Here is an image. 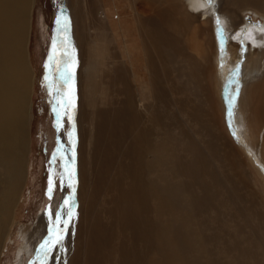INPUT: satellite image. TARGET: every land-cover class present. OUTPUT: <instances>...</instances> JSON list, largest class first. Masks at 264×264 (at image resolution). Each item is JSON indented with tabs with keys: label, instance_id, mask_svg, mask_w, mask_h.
<instances>
[{
	"label": "bare ground",
	"instance_id": "6f19581e",
	"mask_svg": "<svg viewBox=\"0 0 264 264\" xmlns=\"http://www.w3.org/2000/svg\"><path fill=\"white\" fill-rule=\"evenodd\" d=\"M134 1L138 4H135L137 8H140L131 20H134L132 26L139 37L138 45L142 50V53L139 51V59L142 61L139 68L129 62L134 83L133 88L131 79L126 84L127 109H124L123 115V109H116L117 94L107 99V107L95 110L99 91L96 65L100 62L91 58L90 48L88 58L85 59V75H80L78 70L81 65L80 43L83 32L79 0H53L57 14L62 6L72 21V39H68V51H74L73 80L75 97L79 99L75 102L76 117L72 121L77 164L75 172L77 169L78 174L73 200L76 217L65 233V251L60 256L61 264H67L69 259V264H209L208 259H204L209 251L203 243V236L214 215L206 220L201 215L210 213L212 202L216 204L218 216L225 214L228 209L224 205L220 180L215 189L209 184V177L218 174L211 168L210 159L203 150L204 145L218 150L219 144L205 142L204 137L212 134L219 140L225 126L232 140L231 145L235 146L227 153L234 170L243 175L247 182L251 177L252 182L264 192V23L256 26L254 22L250 25L242 19L239 21L237 13L228 14L221 10L218 0H212L211 4L205 0H167L166 3H155V0ZM236 1H240L241 7L250 4L253 11L259 13L260 10L264 15V0L227 2L234 6ZM260 3L262 8L257 7ZM32 4L33 0H0V248L5 246L15 224L10 218V212L24 175L28 172V90L31 93L33 72L27 60V42ZM130 4L133 9L132 0ZM217 18L223 30V51L221 37L217 34ZM243 23L250 25L247 30L239 26ZM169 35L174 37L177 45L181 44L179 40L183 41L184 58L189 64L181 62L176 67L178 79L183 75L198 73L206 81L204 86L202 81L198 82V86L206 90L204 96L207 101L220 110L221 116L218 117L221 120L217 118L221 121L218 133L208 129V118L201 119L207 131L205 136L199 129L189 128L188 119L179 125L178 115L183 118L185 107L191 105V88L189 81L181 84L173 82L164 90L166 86H163L165 81L162 80V72L168 79L171 78V65L178 63L174 62L173 54L166 49L172 44ZM59 36L62 39L63 33L60 32ZM103 36L104 30L101 33ZM99 48L102 53L104 44ZM92 51L96 53L98 50L94 48ZM56 80L59 83L58 72ZM110 83L113 86L114 80ZM65 86V83L60 84L62 90ZM175 88L186 96L183 104L178 102L177 97L172 99L171 90ZM187 88H190L188 94ZM164 91L168 93L166 98ZM173 105L181 110L180 113H164V109L172 108ZM87 106L90 113L96 111L97 119L94 123L91 118L89 124L84 120ZM54 117L56 120V115ZM65 118L59 128L58 141L59 149L65 157L63 164L65 161L70 164L73 145L69 153L64 142ZM83 121L86 125H82ZM106 129L110 131L107 139L104 138L107 136ZM101 138L106 141L104 152L107 159L104 161H111L116 169V177L111 186L104 182L105 172L99 167L104 153L101 151ZM90 152L93 162H90ZM217 153L220 154L219 151ZM223 158V153L218 155L220 172L223 170ZM247 172L250 174L249 179L244 177ZM66 185L67 180L64 189ZM102 192L109 197L102 196ZM62 196L68 197L65 194ZM102 209L109 216V221L101 217L99 210ZM59 211L63 215L67 210ZM36 221L34 225L22 224L18 232L22 241L16 252L17 260L14 258L15 264H23L20 254L24 248L34 250L35 253L42 237L47 234L48 217L41 214ZM197 224L200 226L196 228ZM223 226L224 241L233 238L234 245L230 247L236 250L232 254L229 249L224 251V264H242L243 254H248L250 248L244 249L241 245L247 241L236 232L232 234L227 225ZM81 254L82 262L79 261ZM52 258L55 260V255Z\"/></svg>",
	"mask_w": 264,
	"mask_h": 264
},
{
	"label": "rangeland",
	"instance_id": "374dc122",
	"mask_svg": "<svg viewBox=\"0 0 264 264\" xmlns=\"http://www.w3.org/2000/svg\"><path fill=\"white\" fill-rule=\"evenodd\" d=\"M166 1L167 0H159V1L155 0V3H164V2L166 3ZM227 1L228 0H218L220 9L227 12L228 14L237 13L238 15L237 19L240 18L239 21L242 19V21H245L250 25L253 24L254 22L256 26L257 25L260 26L264 23V15L261 14L260 10L259 13L253 11L252 5L243 3L244 7H241L240 1H236L233 4L236 8L234 9V6H230ZM130 2L131 0H79L78 6L80 7V19H82L83 21L81 25L83 32L80 43L81 65L78 68V70L80 71V75L84 76L86 73L87 60L85 61V59L88 58L87 56L89 55L88 53L89 48L91 52L90 56H92L91 58H95L97 61L100 62L98 63V65H96L97 66L96 68L98 70L97 71L98 73H96L97 88L99 89V91L96 98L95 110H97L99 107L102 106L107 107V105H105V103H107V99L111 98L113 94H117L118 103L116 109L118 107L119 110L123 109L121 113L124 115L125 110L127 109V105H126L127 95H125V91H127L126 84L131 79L132 88H133V83H134L131 75V66L129 62L135 64L138 68L141 66L142 59H139L140 58L139 51L142 53V50L140 45H138L139 37L137 31L132 26L134 20H131L133 18V14L136 12L137 9L139 10L140 7L137 8L138 4L134 3L135 1L132 0L134 6V8L132 9V4H130ZM257 7L262 8V4L260 3ZM55 10L56 8L53 0H33V4L29 12L30 30H29L28 42H27V55H28L27 60L29 61L31 70L33 72V81H32L31 93L28 90V98H30V103H29L30 111L27 120L28 172H26L24 175V179H23L24 184L23 183L21 184L20 189L18 190V196L16 202L12 207V211L10 212V218L11 220L14 221L15 224L12 227L7 237V240L5 241V246L0 248V264H15L17 260L16 252L19 246L21 245V241H22L20 235H18L19 234L18 232L21 229L22 224L28 225L32 223V225H34L37 222L36 220L38 219L39 215L42 214V216L47 217L46 212L49 209L51 210L54 218L55 212L61 210L60 205L64 198L62 195L65 194L66 196H69L72 193V189L69 188L68 185H66L65 189L63 188L64 183L66 184V180L65 182H63V184L61 183L60 180V174L62 172V164H63V160L60 159V155H56L55 161L52 162L54 153H56L57 149L59 148V141H58L59 130L56 127V120L54 117L55 113L53 112V107L55 106V100L53 96L49 95L48 82L45 81V76L48 75L51 80L57 82L56 80L57 65L53 64L51 69L49 70L45 68V64L48 63V57L51 51L54 37H56L57 44L59 46L58 51L63 52L64 50L60 42L63 40V38L61 39L60 36L57 34V25L55 23L57 10L56 11ZM256 10L258 11V9ZM68 19H69V29L67 35H68V39H70L71 41L72 21L69 17ZM243 24L239 26L246 30L250 26L249 24H244V25ZM103 30H104V36L101 37V33ZM158 31H161V29L157 30V34ZM169 36H171V38L168 37V39L172 41V44L170 43L166 49L167 51H169V53H171V55L173 54L172 56L174 58V62H178V63L177 64L174 63V65H171L173 66L171 68L172 74H170V77L172 79L171 78L168 79L167 75L164 74V72H162L163 73L162 77H164V79L162 80L167 82V83L163 82V86H166L164 90L166 91L169 86H171L176 82H178V84L179 83L181 84V82H188V81L190 83V88H191V91L190 88H187L186 90L187 94L190 91L189 99L191 100V105L188 104L185 107V109L183 108L184 109L183 118H181L180 115H178L180 119L179 125L181 126L186 121L185 119H188L189 122L188 127L192 129L197 128L204 135L205 133H207V131L206 128L201 124L202 122L201 119H206V120L209 119L208 129L211 128V130H214L215 132L218 133L219 132L218 129L220 128L219 124H221L220 123L221 121H219L221 120L219 119V117L221 116L220 110L217 108V106L214 108L212 104H210L207 101V98L204 96L206 94V90L204 88H201V86H198V82L202 81L201 83L204 86V83H206V81L204 82V80H202L203 77H200L202 75L198 73L196 74L198 79H196L197 77L195 73L187 74L188 76L183 75L180 79H178L179 77L176 72L177 70L176 67H178L181 64V62H183L184 64L187 63L184 58L185 52H183L184 51L183 48H185V46L182 45L183 41L181 40H179L181 44L179 43L177 45V43L174 42V37H172V35ZM101 44H104L105 46V49L102 53L100 52V48H99L101 47ZM127 47L128 49H126ZM94 48L98 50L96 53L92 51V49ZM178 57L180 58V60ZM64 58L67 59L66 57ZM187 65L189 64L187 63ZM68 66L70 67L71 64L69 63ZM147 69L149 72L150 69L149 68ZM72 77L74 79V72L72 73ZM118 79L119 82L117 81ZM113 80H114V85L112 86L111 85L112 83L110 82H112ZM116 81H117V85L115 84ZM106 82L108 83V85ZM67 88H68V84H66L64 90H66ZM116 88L120 91H118ZM174 90L176 91L177 94L174 93L175 92ZM171 92L173 94L172 99L177 97L178 102L183 104L186 96L180 92H177L176 88L172 89ZM167 94L168 93L165 92L164 93L165 97L164 96L163 97L166 98ZM180 98L183 100L180 101ZM76 99L77 101H79V99L75 97V102ZM204 101L207 102L204 103ZM207 106L210 107L207 108ZM170 111L172 112L178 111V113H180L181 110L178 107H175V105H173L172 108L164 109V113L166 114H168ZM95 113L96 111L90 113V109L87 106L85 109L84 120H87L89 124L91 118L94 123V121H96L97 119ZM190 114L193 116H190ZM214 116L216 117V119ZM73 117L74 118L76 117V109H74ZM82 125H86L85 121H83ZM85 128L87 129V127ZM64 129H65L64 135L66 136L64 142L68 149V152L70 153L71 143L69 142L68 133L70 131H73L74 129H73V123H69L67 117L65 118ZM263 130H264V126L262 128V131ZM105 132L107 136L104 137L105 136L104 134H103L104 136L103 135L102 136L107 139L108 136H110V133H108L110 131L109 130L107 131L106 129ZM229 133L232 136L230 131ZM220 139L217 140L215 136L214 137L212 136V134L211 136L204 137L205 142L210 141L215 145L219 144L218 150H214L208 145H204V144L202 145H204L203 150H205L204 152L207 154L208 158L210 159L211 168L213 170L215 169L214 170L215 173L218 174L214 176L212 175L211 176L212 178L209 177L208 179L210 181L209 184L212 186V189L213 188L215 189L218 179L220 180V182L222 183L220 186V190L224 195L223 196L224 205H226L228 210L225 214L218 216V212L216 211L215 208L216 204L212 202L213 206L211 207V211H210L211 214L202 213L201 215V218L204 220H206L210 215L212 214L214 215L212 216L213 218L210 219V223L208 224L209 229H205L206 235L203 236L204 239L203 241H205L203 243L209 251V253L205 255L206 257L204 259H208L209 264H224V260L226 259V255L224 256V251L226 249H229V251L231 252L230 254L236 252L234 248H231L234 245L233 238H229L226 241H224V232L222 228L224 229L223 225L225 224V226L227 225L226 227L230 229L232 234L233 232L234 233L236 232L240 234L241 237H243L242 239L247 241V243H245L244 241L242 242L241 246L244 249L250 248L249 249L250 253L248 252V254H250L251 256L250 255H249L250 257L247 256L248 255L247 253L243 254L244 258H247L248 261L243 258L242 264H249V263L264 264V255H263L264 253V192L262 190H259L258 186L252 182L250 174L248 172L246 173V175L247 174L248 175L246 176L244 174V177L247 179H249L250 177L249 182H247L246 179L242 177L243 175L241 176L236 170H234V166L232 165L229 159L230 158L229 154L227 156V153L228 150L234 149L235 146L233 144L231 145L232 140L227 134L225 130V126H224V131L222 130V137L220 136ZM101 142L102 143L104 142L103 139L101 140ZM105 142L103 143V145L101 143L102 152H104L106 148ZM227 143H229L230 145L229 144L227 145ZM87 151L88 150L86 149V152ZM217 151H219L220 154H218ZM104 153H102L103 155V157H101L102 159L100 158L101 161L99 167L103 168L104 170L103 169L100 170L103 173L105 172L106 174V176L105 174H103L104 178L107 180L105 181L104 179V182H106L109 186H111L112 183H114L116 177V173H115L116 169L111 161H109V163L104 161L107 159L106 158L107 156H105L106 153L105 154ZM222 153L224 157L223 158L224 171L222 170V172H220L221 170L219 169L220 162L218 161V155L221 156ZM242 160L243 159L240 158L241 162H243ZM90 162H93L91 159V152H90ZM244 163H245V159H244ZM76 166L77 164L75 163V167ZM92 166L93 165H91V167ZM235 168L237 167L235 166ZM50 169L54 170L51 173L53 175V180H54V189L53 192L51 193V199H49V196L47 195ZM76 174H77V169H76ZM77 178H78V174L76 175V180ZM104 194L105 193L102 192V196L109 197L108 194L105 195ZM100 204H102V201L98 204L99 208L101 207ZM99 211L103 220L109 221V216L103 211V209ZM215 216L217 218L214 219ZM228 220H232V221H229L228 223ZM233 221H236V223H234ZM237 222H239V224ZM252 225L253 228H251ZM198 226L200 225L197 224L196 228ZM219 226L220 227L223 226V227L220 228ZM81 244L82 245L84 244L83 240H81ZM71 250L73 251V249ZM255 253L257 254L255 255ZM20 255L22 256L23 264H30V262L33 261L35 253L34 250H28V248L27 249L24 248ZM54 255L55 257L57 255L63 256V254L61 255V253H59L58 251L57 253L55 252V254L53 253L52 257H54ZM52 257L49 259V261H51L50 262L51 264L52 263L61 264L62 257L60 258L61 260L59 259V261L56 259L54 260ZM82 258H83V254L79 255L80 262H82ZM248 258H250L252 262L251 261L249 262ZM69 260L67 264L70 263ZM49 261L48 264H50Z\"/></svg>",
	"mask_w": 264,
	"mask_h": 264
},
{
	"label": "snow or ice",
	"instance_id": "6c2138e0",
	"mask_svg": "<svg viewBox=\"0 0 264 264\" xmlns=\"http://www.w3.org/2000/svg\"><path fill=\"white\" fill-rule=\"evenodd\" d=\"M208 4L212 3V0H207ZM57 25V34L60 32L63 33V40L61 44L63 46V52L58 51V44L56 37L53 38V43L51 47V51L48 57V63L45 64L46 69H51L53 64L57 65L56 71L59 73L60 81L59 83L54 82L50 79L48 75L45 76V81L48 82L49 95L53 96L55 100V106L53 107V112L56 115V127H62V119L63 117H67L69 123L73 121V114L75 109V88H74V80L72 77V73L75 69V58L74 51L69 53L68 48V29H69V19L67 15L64 13L62 6H60V11L56 16ZM217 34L221 37V51H223V37H222V29L220 28L219 18H217ZM67 57V59H64ZM69 63L71 66L69 67ZM63 66V67H61ZM61 83L68 84V88L66 90H62L60 87ZM235 96L232 97V101L234 102ZM231 115V112L229 113ZM69 142L73 145L72 151V162L69 164L65 161L62 164L64 171L60 174L61 183L65 180L68 182V187L72 189V193L63 200V203L60 205L61 209H66V213L62 215L61 211H56L55 216L53 218V214L51 210H47L46 214L48 217V225H47V234L44 235L41 239L39 246L35 250V255L33 261L30 264H48L50 257L53 256L54 250H58L60 253L65 251L63 246V241L65 238V233L68 230L69 224L75 219L76 212L73 205L74 194H75V184H76V172H75V133L74 130L68 133ZM60 155L61 160H65V157L62 154L61 149H57L56 153H54L53 161H55V156ZM50 175L48 180V190L47 195L49 199H51V193L54 189V180L53 175L51 174L54 170L50 169ZM61 257L57 255L55 259L59 260Z\"/></svg>",
	"mask_w": 264,
	"mask_h": 264
}]
</instances>
